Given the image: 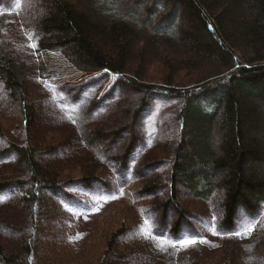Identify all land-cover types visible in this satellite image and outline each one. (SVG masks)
Instances as JSON below:
<instances>
[{"label": "trees", "instance_id": "obj_1", "mask_svg": "<svg viewBox=\"0 0 264 264\" xmlns=\"http://www.w3.org/2000/svg\"><path fill=\"white\" fill-rule=\"evenodd\" d=\"M88 1L81 9L72 0H23V27L12 32L15 39L0 31V95L10 97L21 107L19 140H9L1 148L0 165L13 161L22 169L19 174L0 175V264H45V258L54 264H72L83 257L86 264H94L95 254L88 257L84 253L91 247L98 212L94 204L83 202L77 194L101 187L106 191V199L119 200L125 189L140 182V173L151 171L153 163L143 158L147 150L144 141L137 137V126L155 99L184 101L180 125L182 131L187 128L190 139L187 135L186 144L183 139L175 152L168 172L166 201L140 209L137 223L130 227L123 224L112 232L100 264H111L116 247L124 238L127 246L139 252L137 256L129 254L127 264H191L182 258V253L193 246L180 242L194 228L190 222L192 215L178 204L180 186L199 200L216 203L219 235L226 241H238V217L242 212L253 215L264 204V141L251 138L248 132V128L259 129L262 117L257 108H264V0H140L134 12L143 11V16L112 8L104 19L96 14L95 0ZM100 2L107 8V0ZM37 9L44 12L40 23L35 19ZM25 20L32 25L25 24ZM33 44L36 46L32 47ZM144 44L149 46V52ZM178 48L183 51L181 56L172 50ZM26 50L47 62L52 54L61 56L60 68L53 71L57 78L45 83L50 86L45 89L57 98L58 104L63 105V101L68 106V122L75 132L81 138L84 131L87 133L82 138L86 150L75 146L71 157L58 160L53 169L42 165L39 148L45 146L52 151L54 145L35 139L41 134L35 126L36 106L30 103L33 97L26 73ZM153 62L171 73L162 86L146 75V67ZM212 66L215 70H211ZM80 71H108L116 74L118 80L94 100L89 92L103 76L68 85L66 77ZM184 71L200 76L192 87L173 80V74ZM127 89L136 95L135 110L129 111L124 126L117 127L111 108ZM44 93V102H49L50 95ZM221 111L215 147L219 152L213 149V142L200 149L196 141L203 131L197 130L198 123L210 129ZM105 113L112 116L113 138L109 144H113L115 152L108 155L106 150L93 151L92 147L95 140L104 136V131L92 122ZM123 134L129 139L121 145ZM38 142L41 147L36 145ZM116 144L120 147L116 148ZM64 164L67 169L78 166L89 177L85 174L63 179ZM102 170L109 171L111 183L97 175ZM215 176H221L216 185L212 183ZM154 191V187L144 185L134 196L138 201H146L153 199ZM156 204L164 213L160 226L155 224ZM174 206L178 213L174 214ZM80 211L92 216L81 234L80 247L72 248L69 222ZM40 222L53 227L43 233ZM251 244L249 253L256 252L260 260L250 263L264 264L260 245H255L254 240ZM232 252L228 248L223 254L224 259L228 257L226 263L239 264L238 260H231Z\"/></svg>", "mask_w": 264, "mask_h": 264}, {"label": "rangeland", "instance_id": "obj_2", "mask_svg": "<svg viewBox=\"0 0 264 264\" xmlns=\"http://www.w3.org/2000/svg\"><path fill=\"white\" fill-rule=\"evenodd\" d=\"M23 0H2L0 3V31L8 32V35L14 38L12 32L14 33L19 27H23V21L20 16V7ZM93 1V0H92ZM101 0H95V8L98 11V17L101 16L103 19L108 17L107 13L112 8H115L119 11L126 12L129 15L143 16L141 13H135V9L139 4L140 0H107V8H103L100 5ZM79 8L84 9L88 0H72ZM19 4V6H18ZM154 5V4H153ZM152 5V6H153ZM29 6V4L27 5ZM31 7V6H29ZM44 12L42 13L40 9L36 11L35 19L36 23H40ZM142 18V17H140ZM98 19V18H97ZM29 26L32 25L31 22L25 20V24ZM176 34V30L172 33ZM142 34L141 36H143ZM18 39V37L16 36ZM15 39V38H14ZM144 47L147 45L144 44ZM149 52V46H147ZM171 49V48H170ZM176 54L179 52V56L183 54L181 49H172ZM160 51V48L157 49ZM24 59L27 62L26 73L27 79L29 80V85L31 88L32 99L31 102L36 106V131L38 134H41L40 137H35L37 140L44 141L45 144L54 145L55 149L50 151L49 148L43 146L41 147L39 142L36 143L40 150L41 158L40 161L42 165L46 168L53 169V166L57 165L58 160L68 159L71 157L73 151H75V146H79L85 149L82 145V138L87 137V133L84 131L82 138L79 136L76 129L69 124L68 122V106H65V103L62 101L63 105L57 103V98H53L51 92L47 91L45 88H50L47 82H54L56 75V69H59L61 66V56L59 54H52V57L48 60L42 61L40 56L32 52L31 50L24 51ZM32 52V53H31ZM208 62V61H206ZM203 63V62H199ZM205 63V62H204ZM198 64V63H197ZM202 65V64H201ZM54 68V69H53ZM207 67L204 68V70ZM215 70L213 66L211 70ZM146 75L152 80H155L157 86L164 85L168 77L171 75L169 72H164L161 65L158 63L149 64L146 67ZM44 71V72H43ZM54 71V72H53ZM51 73V74H50ZM50 74V75H48ZM202 75V74H201ZM103 76L100 83L97 84L90 92L92 99H98L102 97L113 85L114 82L118 80L116 74H112L108 71L106 73L97 72L87 74L83 71L76 72L73 75L67 76L66 79H69L68 85H78L80 83H85L92 81L93 79ZM53 77V78H52ZM166 80L164 81V79ZM173 80L176 81V84L184 85L186 87H192L193 81L200 78L197 75V72H187L176 73L172 75ZM52 89V88H51ZM75 89H79L76 87ZM79 90H77L78 92ZM44 92H47L50 95V101L44 102V97L46 96ZM77 92H74L77 93ZM136 95L132 92L131 89L125 90L121 96V100L117 102L111 110L115 113L116 123L124 126L125 118L129 111H134L136 106ZM184 106L183 100H172V101H162L155 99L151 102L149 109L145 112L143 118L137 126V137L144 141L147 152L143 157L145 162L153 163L151 171L142 172L139 175L140 182L134 183L132 186L128 187L124 191V195L121 199L112 201L106 199V191L101 187L94 188L92 192L86 193L85 190H80L77 194L81 200L89 201L94 204V209H98L95 216V224L93 227V240L91 247L84 253L89 255L88 257L95 254L96 258L94 264H100L105 255V244L107 238L112 234V232L117 231L121 228L123 224L126 227L137 223V218H139L140 209H145L149 205H155V202L162 203L168 198L169 183H168V172H171L175 152L178 150L180 142L184 139V144H186V136H189L190 133L186 130L182 131L180 125V113L182 107ZM260 117H262L259 129L248 128L251 138H258L264 141V108H257ZM222 111L221 115L216 117L212 122V127L209 129L207 126H203L198 123L197 130L202 132L199 133V138L196 143L199 148L207 147L209 143H212L215 138L219 136V126L222 122ZM21 107L13 102L10 97L5 95V98L0 95V150L9 140H19L18 131L21 129ZM102 116L99 120L92 122L94 126L100 127L99 129L104 131L103 138L95 140L93 145L94 148L98 150H106L108 154L115 153L112 151L113 144H109L110 140L113 138L110 132H113V127L110 128V121L112 116L109 113L101 114ZM20 118V119H19ZM117 125V124H115ZM187 126V123L185 122ZM120 126V127H122ZM185 126V127H186ZM193 127H190L192 129ZM195 129V128H194ZM36 132V133H37ZM190 134V135H189ZM122 144L124 145L128 142L129 137L127 134L121 135ZM117 138L116 136H114ZM90 138V137H89ZM125 139V140H124ZM214 139V140H213ZM22 140V139H21ZM54 142V143H53ZM56 142V143H55ZM188 143V139H187ZM117 145V146H116ZM115 147H120V144H116ZM215 152H219V149H215ZM47 148V149H46ZM120 149V148H119ZM48 150L50 151L48 153ZM86 150V149H85ZM144 161L141 166L138 167L140 170L144 166ZM65 172H62L61 176L65 179L67 176L74 178L83 177L86 173L83 172V169H78V166L73 165L72 168L67 169V165H63ZM13 161H8L0 165V175L3 173L12 175L19 174L22 172V169L18 170ZM68 170H70L68 172ZM170 170V171H169ZM97 175L107 179L109 171H98ZM85 177H89V174H86ZM141 178H146L142 181ZM213 184H217L221 180V176L213 177ZM211 179V180H212ZM184 181V180H183ZM108 183H111V178L107 179ZM144 185L152 186L155 188L154 192H151L153 199L146 201H138L134 194L139 191ZM193 185H196L193 182ZM199 185V183H198ZM181 191L180 199L177 201L180 207L188 211L192 217L190 222L193 224L194 230L191 234L185 237V240H195L196 243L192 245L193 247L188 248L182 254V258L186 261L192 262L197 261L198 264H227L226 259H224L223 254L225 251L230 248L232 252L231 260L239 261V264H251L250 261H255L258 259V256L252 255L249 253V249L252 246V240L257 242L255 245L259 246V252H263L264 255V204L256 210L255 214H246L242 212L241 216L237 219V232L241 233L238 235L239 240H230L226 241V238H222L219 235V231L216 229V220L218 219V210L216 209V203H209L195 198L193 193H190L188 189L184 187H179ZM90 194V195H89ZM94 196V198L90 197ZM158 207V205L156 204ZM175 212H179L178 208L174 206ZM48 213V210H46ZM92 214H86L85 212H78L72 215L69 222V233L71 236V245L72 248H79L81 244L80 238L81 234L85 228V225L88 221V218ZM162 216H164L163 210L158 207V216H156L155 224L160 226L162 224ZM175 217V215L173 216ZM172 219V218H169ZM175 219V218H174ZM41 231L43 233L46 231L49 226L41 222ZM250 230V231H247ZM207 241V243L203 242ZM251 241V243H249ZM126 239H122L119 246L117 245L116 251L114 254V259L111 264H127V256L132 254L137 256L139 252H135L131 245H126ZM230 245L225 250V247ZM223 249L225 251H223ZM261 249V250H260ZM93 250V252L91 251ZM228 254V253H227ZM116 255V257H115ZM124 255V257H122ZM256 256V257H255ZM127 260V261H126ZM230 260V259H229ZM230 260V262H231ZM45 264H54L50 258H45ZM67 261H64L59 264H67ZM232 263V262H231ZM56 264V263H55ZM72 264H86L84 257L81 261ZM142 264H147L145 261ZM233 264V263H232ZM253 264H263L254 262Z\"/></svg>", "mask_w": 264, "mask_h": 264}, {"label": "snow or ice", "instance_id": "obj_3", "mask_svg": "<svg viewBox=\"0 0 264 264\" xmlns=\"http://www.w3.org/2000/svg\"><path fill=\"white\" fill-rule=\"evenodd\" d=\"M18 6H19V4H18ZM35 46H36L35 44L32 45V47H35ZM247 231H250V230H247ZM236 234L241 235V233H236ZM203 242L207 243V241H203ZM180 243H182L184 246H189V245H194L196 243V241L188 239V240H183Z\"/></svg>", "mask_w": 264, "mask_h": 264}, {"label": "bare ground", "instance_id": "obj_4", "mask_svg": "<svg viewBox=\"0 0 264 264\" xmlns=\"http://www.w3.org/2000/svg\"><path fill=\"white\" fill-rule=\"evenodd\" d=\"M219 141V139L218 138H215V140L213 141V143L215 144V145H217V142Z\"/></svg>", "mask_w": 264, "mask_h": 264}]
</instances>
